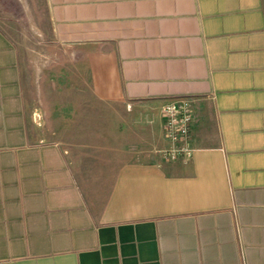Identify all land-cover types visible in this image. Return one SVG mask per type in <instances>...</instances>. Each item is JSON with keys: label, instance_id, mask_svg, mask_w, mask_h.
Listing matches in <instances>:
<instances>
[{"label": "crops", "instance_id": "obj_1", "mask_svg": "<svg viewBox=\"0 0 264 264\" xmlns=\"http://www.w3.org/2000/svg\"><path fill=\"white\" fill-rule=\"evenodd\" d=\"M95 97L195 98L192 156L124 162L89 197L29 126L0 28V264H264V0H45Z\"/></svg>", "mask_w": 264, "mask_h": 264}, {"label": "rangeland", "instance_id": "obj_2", "mask_svg": "<svg viewBox=\"0 0 264 264\" xmlns=\"http://www.w3.org/2000/svg\"><path fill=\"white\" fill-rule=\"evenodd\" d=\"M0 28L19 51L33 137L61 144L89 197L104 199L124 162L163 159L159 109L95 97L84 51L55 37L45 0H0Z\"/></svg>", "mask_w": 264, "mask_h": 264}, {"label": "built area", "instance_id": "obj_3", "mask_svg": "<svg viewBox=\"0 0 264 264\" xmlns=\"http://www.w3.org/2000/svg\"><path fill=\"white\" fill-rule=\"evenodd\" d=\"M164 131L170 147L164 152L168 162L189 159L194 151L191 143L192 123L195 115V98L181 96L163 106Z\"/></svg>", "mask_w": 264, "mask_h": 264}]
</instances>
